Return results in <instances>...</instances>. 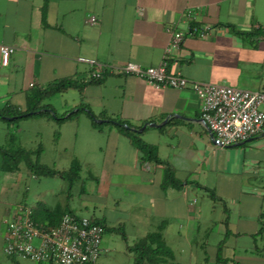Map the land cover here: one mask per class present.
<instances>
[{
    "label": "crops",
    "instance_id": "0c3cea01",
    "mask_svg": "<svg viewBox=\"0 0 264 264\" xmlns=\"http://www.w3.org/2000/svg\"><path fill=\"white\" fill-rule=\"evenodd\" d=\"M89 14L97 17V25L86 23ZM173 32L184 39L168 54L171 73L264 92V0H0V45L15 48L8 66L0 55V108L24 111L34 89L61 79L84 84L45 103L61 115L77 113L69 151L71 163L80 161V140L88 154L89 165L80 162L74 183L89 214L79 215L67 201L47 203L42 192L30 207L46 226L69 212L119 228L126 234V251L138 239L160 232L171 251L166 264H264V131L221 148L190 86L156 89L119 70L127 63L159 66ZM80 58L105 66L99 81H90L97 67ZM80 106L84 110L78 111ZM72 118L56 123L58 141L70 137L66 125ZM122 127L155 147L174 170L179 188L164 185L165 166L147 160ZM201 196L210 201H200ZM39 204L56 215L47 218ZM19 205L29 207L0 199L3 252L4 222ZM107 233L103 248L112 238ZM211 238L218 241L209 244ZM6 257L14 264L23 259Z\"/></svg>",
    "mask_w": 264,
    "mask_h": 264
},
{
    "label": "built area",
    "instance_id": "2783aa9c",
    "mask_svg": "<svg viewBox=\"0 0 264 264\" xmlns=\"http://www.w3.org/2000/svg\"><path fill=\"white\" fill-rule=\"evenodd\" d=\"M86 23L97 25L98 19L88 15ZM206 32H201L204 36ZM184 39L181 32H173L163 62L157 67L141 68L127 63L121 72L146 80L154 88H186L201 99L202 120L213 134V140L221 148L242 144L264 131V92L249 91L226 85L193 82L181 73L168 70V54L178 49ZM13 46L1 44L3 66H8ZM97 67L92 77L99 79L105 68L94 60L79 59ZM196 200L192 201L194 204ZM30 207L19 205L14 216L5 220L4 252L35 263L97 264L103 253L104 228L90 218L65 213L57 226L42 227L33 219Z\"/></svg>",
    "mask_w": 264,
    "mask_h": 264
},
{
    "label": "rangeland",
    "instance_id": "374dc122",
    "mask_svg": "<svg viewBox=\"0 0 264 264\" xmlns=\"http://www.w3.org/2000/svg\"><path fill=\"white\" fill-rule=\"evenodd\" d=\"M53 102L56 103V107L59 106L56 99H54ZM57 113L58 115L62 114L60 112ZM83 116L85 115H82V118H85ZM76 120L74 116L66 125L71 126L70 128L72 129L70 130V133H72L70 137H68V140L67 137H63L58 141L57 131H60V127L56 125L54 119L48 116L20 119L13 123H8L0 119V145H8L9 135L15 134L18 139L17 144L26 150L35 151L39 146H42L44 153L41 156L40 163L56 167V169L68 168L74 157L69 150L74 147L75 143L73 131L76 128ZM76 147L80 159L78 162L84 164L85 167L88 166V154L83 152L84 149L80 147V140L77 141ZM65 148L68 149V152H66ZM33 160H36L35 155L33 156ZM32 176L33 173L29 170L25 162H21L18 170L14 173L0 171V199L2 198L10 205L15 203H27L30 207L35 206L39 199L38 195L43 194L44 196L42 198H44L43 200L47 203H55L56 201L64 203L67 201L70 203L71 207H74L73 209L77 208L76 211L79 215L87 216L89 214L86 208L81 205L82 197L78 195L79 188L77 183L73 182L75 186L69 187L71 182L68 177L39 176L38 179H34ZM41 192L42 194H39ZM69 193L74 194V196L71 195L68 197L67 194ZM203 197L204 196L200 197V201H210L207 197H204V199ZM106 237L112 238L110 244H104L106 248H104L103 253L100 255L97 264H132L134 262L135 255L133 252L125 250V243L122 241L121 233L108 231ZM192 239H194V237ZM216 242L211 238L209 244ZM209 248L211 247L207 249ZM177 251L178 250L175 248L176 254H178ZM4 253L5 252L0 249V264H14ZM18 263L37 264L33 261L23 259H19ZM42 264L51 263L44 262Z\"/></svg>",
    "mask_w": 264,
    "mask_h": 264
},
{
    "label": "trees",
    "instance_id": "16d2710c",
    "mask_svg": "<svg viewBox=\"0 0 264 264\" xmlns=\"http://www.w3.org/2000/svg\"><path fill=\"white\" fill-rule=\"evenodd\" d=\"M93 79V78H92ZM90 80L91 82L99 81ZM84 87L83 83H78L72 79H61L57 82L49 84L46 88L34 89L27 98V108L22 111L14 106L7 105L3 108H0V119L13 123L20 119H29L34 117H43L48 116L57 124L62 123L66 119H70L74 116H77V113H71V115L66 116V113L63 115H58V113L50 107L49 104H46L45 101L52 98L53 96L62 93L71 88L82 89ZM84 106H80L78 111L84 110ZM93 121L94 120V117ZM109 121L112 123H118V125L123 124L124 122L118 119L109 118ZM96 124V122H95ZM122 131L128 135L134 142V144L141 150L147 160L154 161L156 164L165 166V176H164V185L165 186H174L179 188L181 182L175 177L174 170L171 168L167 162L161 160L158 156V153L155 147L145 143L139 136L130 130L121 128ZM8 145H0V169L1 171L14 173L18 170V167L21 162H25L30 171H32L34 176H61L68 177L70 182L73 183L77 181L80 177L81 164L78 160L72 161L71 165L67 170H58L55 167H50L45 164L40 163V157L43 153L42 146H39L35 151H30L24 149L22 146L18 145V139L15 134L9 135ZM36 156V160H33V156ZM208 190V189H207ZM213 199L216 198L215 194L208 190ZM41 204H39L40 206ZM41 207V206H40ZM42 212L51 218L56 215L55 210H49L42 205ZM33 210V209H32ZM69 213V212H67ZM33 219L35 222L41 224L42 227H45L43 223L38 221V218L33 214ZM53 222L49 223L50 226H57L60 223V220L57 218L52 219ZM94 223L101 225L106 232H117L121 233L122 239L125 241L126 234L124 231H121L119 228H107L104 224L92 220ZM264 231V224L261 227V232ZM129 251L134 253V263L133 264H166V259L170 258L171 251L167 248L165 241L162 238L160 232L150 233L143 238L135 241L130 247Z\"/></svg>",
    "mask_w": 264,
    "mask_h": 264
},
{
    "label": "water",
    "instance_id": "95a60500",
    "mask_svg": "<svg viewBox=\"0 0 264 264\" xmlns=\"http://www.w3.org/2000/svg\"><path fill=\"white\" fill-rule=\"evenodd\" d=\"M69 115H71V114H69ZM100 122H101V121H100ZM154 126H155V125H154ZM125 127L127 128V126H125ZM144 127H145V126H144ZM144 127H143V128H144ZM143 128H142L140 131H142V130H143Z\"/></svg>",
    "mask_w": 264,
    "mask_h": 264
}]
</instances>
